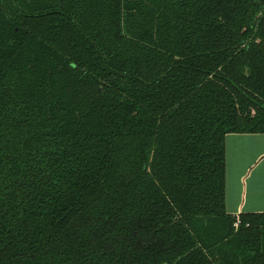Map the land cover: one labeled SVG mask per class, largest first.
<instances>
[{"label": "trees", "instance_id": "obj_1", "mask_svg": "<svg viewBox=\"0 0 264 264\" xmlns=\"http://www.w3.org/2000/svg\"><path fill=\"white\" fill-rule=\"evenodd\" d=\"M228 134H264V0H0V264H264Z\"/></svg>", "mask_w": 264, "mask_h": 264}, {"label": "crops", "instance_id": "obj_2", "mask_svg": "<svg viewBox=\"0 0 264 264\" xmlns=\"http://www.w3.org/2000/svg\"><path fill=\"white\" fill-rule=\"evenodd\" d=\"M225 150L227 213H264V134H228Z\"/></svg>", "mask_w": 264, "mask_h": 264}]
</instances>
